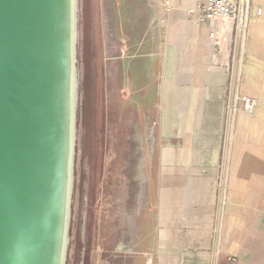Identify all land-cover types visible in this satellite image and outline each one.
Returning a JSON list of instances; mask_svg holds the SVG:
<instances>
[{
  "label": "crops",
  "instance_id": "crops-1",
  "mask_svg": "<svg viewBox=\"0 0 264 264\" xmlns=\"http://www.w3.org/2000/svg\"><path fill=\"white\" fill-rule=\"evenodd\" d=\"M205 3L103 0L109 110L124 127L134 112L145 117L147 148L128 150L119 174L136 182L134 163L148 173V251L158 256L147 264H264V0H253L242 46L228 29L213 36L197 10ZM236 93L257 107L239 110L230 127Z\"/></svg>",
  "mask_w": 264,
  "mask_h": 264
},
{
  "label": "water",
  "instance_id": "water-1",
  "mask_svg": "<svg viewBox=\"0 0 264 264\" xmlns=\"http://www.w3.org/2000/svg\"><path fill=\"white\" fill-rule=\"evenodd\" d=\"M109 76L103 0H0V264H94Z\"/></svg>",
  "mask_w": 264,
  "mask_h": 264
},
{
  "label": "rangeland",
  "instance_id": "rangeland-1",
  "mask_svg": "<svg viewBox=\"0 0 264 264\" xmlns=\"http://www.w3.org/2000/svg\"><path fill=\"white\" fill-rule=\"evenodd\" d=\"M105 20L107 30L110 20L106 15ZM145 36L146 34L143 37ZM109 106L111 107V104ZM133 115L134 124L124 127L122 122L118 121L119 116L108 109V150L97 195L94 264H147L151 257L157 259L158 256L157 251H148L152 240L150 188H148L149 182H146L148 173L145 175L146 171L143 168L142 176L138 165L134 163L138 176L134 173L131 177L137 176L136 182L133 183L132 179L128 178L129 173L127 178L119 174L122 167H128L123 157L128 150L134 149L140 152L142 148H147L146 138L144 139L143 135L140 137V129L145 117L136 112ZM127 127L132 132L126 130ZM134 129L139 135L134 136L135 140L129 143L128 139L135 132ZM139 165L143 166L141 159ZM137 182L141 186L140 190H137ZM219 189L221 190L220 184ZM151 192L156 195L155 187ZM118 246H120L119 250H117Z\"/></svg>",
  "mask_w": 264,
  "mask_h": 264
},
{
  "label": "built area",
  "instance_id": "built-area-1",
  "mask_svg": "<svg viewBox=\"0 0 264 264\" xmlns=\"http://www.w3.org/2000/svg\"><path fill=\"white\" fill-rule=\"evenodd\" d=\"M253 0H208V3L200 4L197 8L200 15L208 22H212L214 25L213 36L219 34L221 30H230L235 34V39L238 41L237 44L240 46L246 41L248 35V28L251 22V10ZM262 9L257 8V13L261 14ZM225 28V29H224ZM217 29V31H215ZM234 100L229 105L233 112L232 117H228L229 126L235 120V115L239 110L247 111L248 113H254L257 107V101L245 94H235ZM220 177V188L221 191L226 189V177L222 174ZM226 192L224 193V200ZM223 203H225L223 201ZM219 249H216L218 252ZM229 262L237 263V258H229Z\"/></svg>",
  "mask_w": 264,
  "mask_h": 264
},
{
  "label": "clouds",
  "instance_id": "clouds-1",
  "mask_svg": "<svg viewBox=\"0 0 264 264\" xmlns=\"http://www.w3.org/2000/svg\"><path fill=\"white\" fill-rule=\"evenodd\" d=\"M119 247H120V246H118V249H117V250H119Z\"/></svg>",
  "mask_w": 264,
  "mask_h": 264
},
{
  "label": "bare ground",
  "instance_id": "bare-ground-1",
  "mask_svg": "<svg viewBox=\"0 0 264 264\" xmlns=\"http://www.w3.org/2000/svg\"><path fill=\"white\" fill-rule=\"evenodd\" d=\"M151 126V125H150ZM134 157V156H133Z\"/></svg>",
  "mask_w": 264,
  "mask_h": 264
}]
</instances>
